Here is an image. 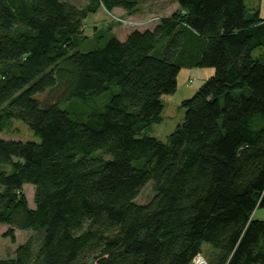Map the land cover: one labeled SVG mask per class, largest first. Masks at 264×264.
<instances>
[{"label": "trees", "instance_id": "trees-1", "mask_svg": "<svg viewBox=\"0 0 264 264\" xmlns=\"http://www.w3.org/2000/svg\"><path fill=\"white\" fill-rule=\"evenodd\" d=\"M175 1L119 40L85 19L141 0H0V133L17 120L39 139L0 138L3 235L33 233L0 264H191L203 243L211 264H264V20L244 0ZM182 67L213 74L161 141L147 129Z\"/></svg>", "mask_w": 264, "mask_h": 264}, {"label": "rangeland", "instance_id": "rangeland-1", "mask_svg": "<svg viewBox=\"0 0 264 264\" xmlns=\"http://www.w3.org/2000/svg\"><path fill=\"white\" fill-rule=\"evenodd\" d=\"M68 1L77 6H84L87 2V0ZM141 2L143 3L138 6L134 14H127V12L121 9H114V11L112 12H107L104 8H99L95 13L88 15L87 19L84 21L85 36L95 39L96 37L103 34L101 32H109L112 26H119L129 31L132 29L139 30L140 27H138V25L143 22H148L149 20H153L155 18H157L156 22H159L160 16H170L172 14H167L162 10L163 4L161 3V0H154V2L153 0L151 2H149V0H141ZM251 3L253 4L254 2L246 0L247 7H251ZM170 11L171 4L169 12ZM119 18L124 21L122 24L118 22ZM142 29L143 28H140V30ZM162 47L163 46L160 44L156 47L154 51V54L156 56L160 55ZM252 55L254 58L258 57L262 62H264V47L255 49ZM187 70V67H182L179 71V74L177 76V93H174L175 95L173 94L162 96L164 110L162 111V119L160 123L153 124L149 127V129H147V133L149 135L154 132L160 134L162 136V139H160L161 141H165V137L182 123L185 111L180 106L181 102L192 97L194 93L204 84V82L213 74L212 68H210L211 74H209V76L202 73L204 72V70H208V68H199L197 69L199 71H196L195 73H192L190 75L188 74ZM39 97L44 99L45 95H41ZM94 98H96V103L102 105L104 104V100L106 102L107 95L105 94L104 96ZM0 138L39 142L38 137H36L23 122L17 120H13L12 123L7 126L3 132L0 133ZM23 192L27 198L29 207L32 208L33 186L29 184L25 185L23 187ZM153 194L154 192L152 190V184L148 183L136 197L135 202L138 204H145L152 198ZM254 217L256 219L264 220V208L255 210ZM9 228L10 227L8 225H0V258L12 256L17 245L26 241V239L33 234L31 231L15 229L14 241H11L10 238L4 237L3 235V233L6 232ZM209 254H211V247L208 244L203 243L201 246V255L205 258L208 264H211L209 261Z\"/></svg>", "mask_w": 264, "mask_h": 264}, {"label": "crops", "instance_id": "crops-1", "mask_svg": "<svg viewBox=\"0 0 264 264\" xmlns=\"http://www.w3.org/2000/svg\"><path fill=\"white\" fill-rule=\"evenodd\" d=\"M151 1L152 0H150L149 2H151ZM156 1H160V0H156ZM161 1H162L161 3L163 4L162 10L165 11L167 14L168 13L171 14L177 9V4H176L175 0H170V1L161 0ZM252 1L254 2L253 4L251 3L252 6L250 5L251 7H247L246 6V0H244L245 7H246V16L247 17H251L254 14H258V17L260 19L264 20V1H262V0H250V2H252ZM153 2H154V0H153ZM170 4H171V11L169 12ZM168 16L169 15H162V16H160V18L161 17H168ZM109 32L111 34H114L119 40H124L126 38L127 34L129 33V30H127V29L125 30V28H122V27H119V26H114V27L112 26L111 30H109ZM101 33H104V32H101ZM197 69H199V68H188V70H187L188 74L190 75L192 73H195L196 71H199ZM205 71H207V72H205ZM202 73L204 75H208L209 76V74H211V70H210V68H208V70H204V72H202ZM177 91H178V87H177V90H176L175 94L177 93ZM163 108H164V105H163ZM150 135L154 136L156 138L162 139V136L160 134L155 133V132L151 133ZM167 136L165 137V140H166Z\"/></svg>", "mask_w": 264, "mask_h": 264}, {"label": "built area", "instance_id": "built-area-1", "mask_svg": "<svg viewBox=\"0 0 264 264\" xmlns=\"http://www.w3.org/2000/svg\"><path fill=\"white\" fill-rule=\"evenodd\" d=\"M108 12V11H107ZM114 19H115V17H114ZM156 20H157V18H155V19H153V20H149L148 22H143V23H141L140 25H138V24H134V25H138V27H140V28H147V27H149V26H152L155 22H156ZM118 22L120 23V24H122L124 21L122 20V19H118ZM117 22V23H118ZM131 25H133V24H131ZM139 28V29H140ZM191 264H208L207 263V261L205 260V258L201 255V254H197V255H195L194 257H193V259H192V261H191Z\"/></svg>", "mask_w": 264, "mask_h": 264}]
</instances>
